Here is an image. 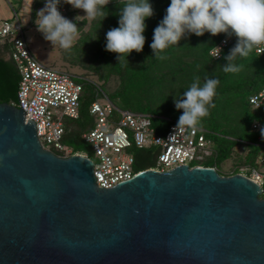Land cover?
Masks as SVG:
<instances>
[{
  "label": "water",
  "instance_id": "1",
  "mask_svg": "<svg viewBox=\"0 0 264 264\" xmlns=\"http://www.w3.org/2000/svg\"><path fill=\"white\" fill-rule=\"evenodd\" d=\"M0 55V264H264V197L241 173L178 165L102 188L92 161L58 156L6 103ZM18 101V100H17Z\"/></svg>",
  "mask_w": 264,
  "mask_h": 264
},
{
  "label": "trees",
  "instance_id": "2",
  "mask_svg": "<svg viewBox=\"0 0 264 264\" xmlns=\"http://www.w3.org/2000/svg\"><path fill=\"white\" fill-rule=\"evenodd\" d=\"M31 1L33 22L35 9L46 0ZM149 2L153 6L154 15L146 18L145 21L147 27L144 32L146 41L143 51L139 53L133 51L127 57L129 63H119L118 54L105 49L107 31L119 26L122 5L118 0H111L107 5L109 15L101 23L99 20H91L87 17H81L80 21H76L75 17L81 9H75L61 0L58 6L62 10L59 11L77 24L79 35L70 52L60 49L69 55L67 63L69 66H80L88 74V78L82 73V77L76 79L82 84L78 115L76 118H65L67 120L61 141L63 142L65 137H70L73 141V147H69L72 153H82L83 149L87 157L92 155L89 145L80 137L82 132L93 127L95 121L88 112L89 104L94 100V95L90 92L92 89L96 92V87L100 88L99 83L107 86V83L113 79L116 84L111 90V102L120 109L151 115L150 126L156 134H162L171 122L178 121L183 112L182 109L175 108L174 99L182 98L193 78L198 75L201 84L208 77L217 78L220 83L214 99L215 107L210 110V116L199 126L211 148L212 158H205L201 163L193 162L191 165L213 167L219 175L224 176L237 173L240 168L246 170L245 173L251 169L258 170V158L263 151L262 140L259 138V131L251 128V123L256 121L262 123L264 118L260 109L250 108L247 96L264 85V54L256 56L253 52L247 59L237 56L231 63L242 64L243 70L239 73L226 74L218 66L228 63L225 57L237 43V38L233 35V40L222 48L220 56L212 58L208 53L209 49L221 37L227 35L221 33L212 36L205 32L202 36L194 33L186 34L178 45L169 47L162 54L164 59H157L150 44L154 29L166 14L171 0H149ZM85 24L87 28L81 29ZM95 36L97 38L92 39ZM6 51H9L8 44L1 42L0 55ZM9 62L13 64L10 59ZM5 102L15 104V99L6 96ZM229 120L233 121L232 125L228 124ZM52 151L58 156L63 155ZM128 151L133 158V170L154 166L157 153L155 146L146 145L137 148L131 145ZM225 160H230L231 163L226 170H223L218 167V162ZM263 179L264 176L260 182L259 198L264 197Z\"/></svg>",
  "mask_w": 264,
  "mask_h": 264
},
{
  "label": "built area",
  "instance_id": "3",
  "mask_svg": "<svg viewBox=\"0 0 264 264\" xmlns=\"http://www.w3.org/2000/svg\"><path fill=\"white\" fill-rule=\"evenodd\" d=\"M58 9L62 10L59 6ZM13 17L14 22L0 19V43L8 44L9 59L20 76L16 87L18 101L15 99L14 105L19 107L20 103L24 120L34 122L35 135L43 148L62 153L63 157L71 154L87 157L84 153H72L61 141L62 119L76 118L78 115L82 84L69 72L56 70L36 61L28 50L14 12ZM232 40L233 36H223L212 47L219 46L222 49ZM208 53L212 57V48ZM97 90L100 89L96 87L95 95ZM102 95L103 103L94 99L88 107L89 114L95 120L93 127L80 134L95 158L91 160L92 175L98 187H111L140 171L132 169L133 158L128 151L131 145L137 148L153 145L157 148L154 166L147 168L156 171L178 165L201 166L191 164L211 153L201 128L193 130L180 127L177 126L178 121H173L162 134H156L150 126L151 115L117 108L108 97L103 93ZM247 103L251 109H260L264 118V85L247 96ZM251 128L259 131V138L262 140L263 151L258 159L262 169H251L245 173L240 168L237 173L260 184L264 176V137L261 136L264 119L262 123L252 122Z\"/></svg>",
  "mask_w": 264,
  "mask_h": 264
},
{
  "label": "clouds",
  "instance_id": "4",
  "mask_svg": "<svg viewBox=\"0 0 264 264\" xmlns=\"http://www.w3.org/2000/svg\"><path fill=\"white\" fill-rule=\"evenodd\" d=\"M63 2L84 11L85 15H77L76 21L87 17L101 23L109 15L107 5L111 0ZM60 3L61 0H46L44 7L36 13L35 24L53 47L58 45L70 52L77 42L79 29L76 23L61 14ZM118 3L122 5L119 26L107 31L105 49L117 53L119 63H129L127 57L133 51H143L145 21L154 15V9L149 0H118ZM205 32L212 36L224 33L237 38V43L225 57L228 63L218 68L226 74L241 72L242 64L231 63L237 56L247 59L253 52L256 56L264 53V0H171L166 14L154 29L150 47L157 59H164L162 54L169 47L178 45L186 34L202 36ZM211 48L212 58H218L222 49L219 46ZM219 83L217 78L208 77L203 84L198 75L193 78L183 97L174 99L175 108L183 110L177 126L195 130L202 125L215 107ZM261 136L264 137V128H261Z\"/></svg>",
  "mask_w": 264,
  "mask_h": 264
},
{
  "label": "rangeland",
  "instance_id": "5",
  "mask_svg": "<svg viewBox=\"0 0 264 264\" xmlns=\"http://www.w3.org/2000/svg\"><path fill=\"white\" fill-rule=\"evenodd\" d=\"M31 3H32L31 0H4V6L5 7L3 6L2 7L3 9L0 8V16H2V17L4 16L3 18L14 22L15 18L13 17V12L16 14V19H17V21H18V23L22 29L23 37L25 39L28 50H29L31 56L36 61H38L42 65L48 66V67L56 69V70L67 71L71 75H73V77L75 79L82 77L81 76L82 73L85 75L84 77L88 78L87 77L88 74L83 69H81L82 67H80V66H78V67L77 66L76 67L69 66V64H67L69 62L68 61L69 55L68 54L66 55L64 52H62L58 45L53 47L49 41H46L44 39L42 33H40L37 30V27L35 24V20L37 18L36 13L39 9L44 7L46 1L44 2V4H42L41 6H38L35 9V18H34L33 22L31 19V17H32L31 12L33 10L32 9L33 4H31ZM82 13L85 15L84 11H82V10L79 14L77 13V15H83ZM82 28L86 29L87 24L82 26L81 29ZM115 84H116V81L114 79L110 80L107 83V86L99 83V85H100L99 89L102 92L100 90H97V94L95 95V90L92 89L90 93H91V95H94L93 99H97L100 103H103L104 102V97L102 95V93H103L110 100L112 97L111 96V90ZM65 118H67V117H64L62 119L63 127L65 126V123L67 120ZM232 122L233 121L229 120L228 124L232 125ZM230 125H229V127H230ZM226 131H228V130H226ZM63 144L67 147H73V141L71 140L70 137H65L63 139ZM81 151H82V153L86 154L85 150L82 149ZM209 157L212 158V155L209 154L207 156H203V158L201 160H203L205 158H209ZM88 158L92 161L95 159L93 154L91 156H89ZM201 160L194 161V162L201 163ZM230 163H231L230 160L220 161V162H218V167L223 168V170H226V168L230 165ZM257 169H258V171H260L262 169V164L259 163V161H258V168ZM244 171H246V170H244Z\"/></svg>",
  "mask_w": 264,
  "mask_h": 264
},
{
  "label": "crops",
  "instance_id": "6",
  "mask_svg": "<svg viewBox=\"0 0 264 264\" xmlns=\"http://www.w3.org/2000/svg\"><path fill=\"white\" fill-rule=\"evenodd\" d=\"M4 6V0H0V8L3 9L2 7ZM5 7V6H4ZM4 17V16H3ZM2 16H0V19L3 18Z\"/></svg>",
  "mask_w": 264,
  "mask_h": 264
}]
</instances>
